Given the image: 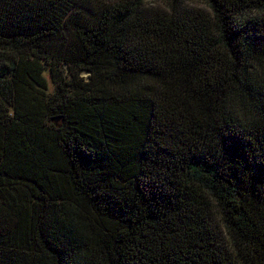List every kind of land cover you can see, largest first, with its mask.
Instances as JSON below:
<instances>
[{
	"label": "trees",
	"instance_id": "16d2710c",
	"mask_svg": "<svg viewBox=\"0 0 264 264\" xmlns=\"http://www.w3.org/2000/svg\"><path fill=\"white\" fill-rule=\"evenodd\" d=\"M0 264H264V0H0Z\"/></svg>",
	"mask_w": 264,
	"mask_h": 264
},
{
	"label": "rangeland",
	"instance_id": "374dc122",
	"mask_svg": "<svg viewBox=\"0 0 264 264\" xmlns=\"http://www.w3.org/2000/svg\"><path fill=\"white\" fill-rule=\"evenodd\" d=\"M46 77H48V76H46Z\"/></svg>",
	"mask_w": 264,
	"mask_h": 264
}]
</instances>
